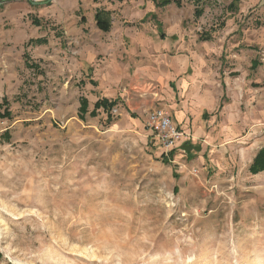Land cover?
I'll return each mask as SVG.
<instances>
[{
    "label": "rangeland",
    "instance_id": "rangeland-1",
    "mask_svg": "<svg viewBox=\"0 0 264 264\" xmlns=\"http://www.w3.org/2000/svg\"><path fill=\"white\" fill-rule=\"evenodd\" d=\"M33 2L0 0V264H264V0Z\"/></svg>",
    "mask_w": 264,
    "mask_h": 264
},
{
    "label": "built area",
    "instance_id": "built-area-1",
    "mask_svg": "<svg viewBox=\"0 0 264 264\" xmlns=\"http://www.w3.org/2000/svg\"><path fill=\"white\" fill-rule=\"evenodd\" d=\"M147 128L153 133L167 154L177 148L178 144L187 136L174 123L172 117L160 109L149 114Z\"/></svg>",
    "mask_w": 264,
    "mask_h": 264
},
{
    "label": "trees",
    "instance_id": "trees-1",
    "mask_svg": "<svg viewBox=\"0 0 264 264\" xmlns=\"http://www.w3.org/2000/svg\"><path fill=\"white\" fill-rule=\"evenodd\" d=\"M117 1H121V0H117ZM197 2H199V1H197ZM201 14H202V11H196L197 16H200ZM100 27H102V26L100 25ZM33 66L34 65H32V66L27 65L28 68H31ZM118 102H119L118 100L111 101V100L106 99V98L100 99L94 104L93 110H92V112H90L88 101L86 99H83V100H81V107L79 110V116L82 119H85L88 114L91 117H94L96 115V112L102 109L106 113L109 114V120H111L110 113L117 106ZM10 116H11V112L6 110L3 117L9 118ZM174 150L170 153L171 157H173ZM249 172L252 175H258V174L264 173V147L261 148L258 151V153L256 154L255 158L253 159V162L251 163V165L249 167Z\"/></svg>",
    "mask_w": 264,
    "mask_h": 264
},
{
    "label": "crops",
    "instance_id": "crops-1",
    "mask_svg": "<svg viewBox=\"0 0 264 264\" xmlns=\"http://www.w3.org/2000/svg\"><path fill=\"white\" fill-rule=\"evenodd\" d=\"M183 118H184V115L183 114H178V119L183 120Z\"/></svg>",
    "mask_w": 264,
    "mask_h": 264
},
{
    "label": "water",
    "instance_id": "water-1",
    "mask_svg": "<svg viewBox=\"0 0 264 264\" xmlns=\"http://www.w3.org/2000/svg\"><path fill=\"white\" fill-rule=\"evenodd\" d=\"M31 3H33V4H38V3H36V2H33V0H29ZM4 2H6V1H3L2 3H4Z\"/></svg>",
    "mask_w": 264,
    "mask_h": 264
}]
</instances>
